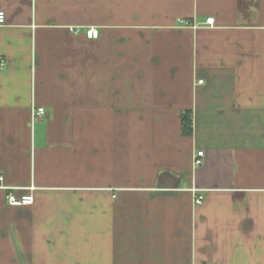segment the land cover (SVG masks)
Here are the masks:
<instances>
[{"label":"crops","instance_id":"0c3cea01","mask_svg":"<svg viewBox=\"0 0 264 264\" xmlns=\"http://www.w3.org/2000/svg\"><path fill=\"white\" fill-rule=\"evenodd\" d=\"M0 11V264H264V0Z\"/></svg>","mask_w":264,"mask_h":264},{"label":"built area","instance_id":"2783aa9c","mask_svg":"<svg viewBox=\"0 0 264 264\" xmlns=\"http://www.w3.org/2000/svg\"><path fill=\"white\" fill-rule=\"evenodd\" d=\"M6 21V16L5 13L3 11H0V25L4 24ZM179 23H184V22H179ZM206 24L208 25H213L214 20L213 18H208L205 21ZM85 36L90 39V40H95L98 38L99 36V32L96 29H89L85 32ZM4 68V64L3 62H0V70H2ZM44 114V110L43 108H39L37 109V111L35 112V116L37 117H41ZM203 158H204V152L202 151H198L195 154L194 160H193V164L195 167H199L202 165L203 163ZM0 190H7L6 187H4L3 185V177L0 176ZM5 201L7 203V205L12 206V207H18V206H30L33 204V197L31 195H24V196H16L15 194L9 192L6 193L5 195ZM196 204H201V200L197 199L195 200Z\"/></svg>","mask_w":264,"mask_h":264},{"label":"trees","instance_id":"16d2710c","mask_svg":"<svg viewBox=\"0 0 264 264\" xmlns=\"http://www.w3.org/2000/svg\"><path fill=\"white\" fill-rule=\"evenodd\" d=\"M190 118H191V116L189 113L183 114V116H182V121H181L182 131L185 135L189 134V131L191 129Z\"/></svg>","mask_w":264,"mask_h":264}]
</instances>
